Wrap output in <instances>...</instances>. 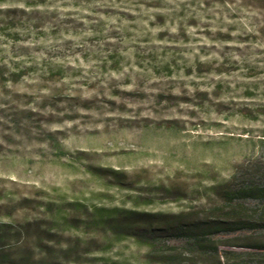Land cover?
Returning a JSON list of instances; mask_svg holds the SVG:
<instances>
[{
  "label": "rangeland",
  "instance_id": "374dc122",
  "mask_svg": "<svg viewBox=\"0 0 264 264\" xmlns=\"http://www.w3.org/2000/svg\"><path fill=\"white\" fill-rule=\"evenodd\" d=\"M234 3L0 0V264H172L110 222L202 216L264 156V0Z\"/></svg>",
  "mask_w": 264,
  "mask_h": 264
},
{
  "label": "trees",
  "instance_id": "16d2710c",
  "mask_svg": "<svg viewBox=\"0 0 264 264\" xmlns=\"http://www.w3.org/2000/svg\"><path fill=\"white\" fill-rule=\"evenodd\" d=\"M214 192L219 203L206 209L202 216L180 213L169 219L154 216L144 219L130 215L127 210L122 218L110 224L114 232H124L153 250L160 244L166 245L170 238L182 240L181 250L169 251L160 258L161 262L181 264L199 256L212 264H222L221 257L233 258L228 264H264V240L251 236L250 240L233 242L230 239L239 236H228L264 230V156L239 165ZM184 252L189 256L182 257Z\"/></svg>",
  "mask_w": 264,
  "mask_h": 264
},
{
  "label": "clouds",
  "instance_id": "9594fccd",
  "mask_svg": "<svg viewBox=\"0 0 264 264\" xmlns=\"http://www.w3.org/2000/svg\"><path fill=\"white\" fill-rule=\"evenodd\" d=\"M230 7L232 8L233 11H236L238 13H243V10H242L241 4H240V0H235V3L233 5H231ZM243 14L246 16V18L253 16V15H256V13H252V12L243 13ZM259 17H260L259 22L264 23V9H260ZM128 171L132 172L133 169H129Z\"/></svg>",
  "mask_w": 264,
  "mask_h": 264
}]
</instances>
